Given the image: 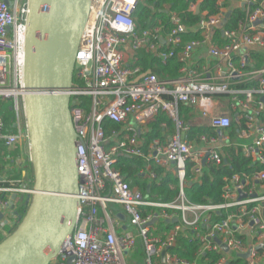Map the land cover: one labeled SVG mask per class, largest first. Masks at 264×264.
<instances>
[{"label": "built area", "instance_id": "built-area-1", "mask_svg": "<svg viewBox=\"0 0 264 264\" xmlns=\"http://www.w3.org/2000/svg\"><path fill=\"white\" fill-rule=\"evenodd\" d=\"M140 1L92 0V20L77 51L71 91L80 177L77 225L50 264H68L70 259L72 264H126L137 238L145 246L146 264H154L155 258L163 264H188L172 255L163 258L185 232L190 242L200 245L199 254H220L217 264H229L228 253L264 258V195L258 192L264 186V170L226 178L220 204H195L185 193L209 167L222 165L228 149L264 167V66L258 67V56L264 60V0H217L219 13L202 17L195 26H186L180 14L171 11L165 34L162 26L137 28L134 13ZM12 2L11 8L0 0V169L4 149L18 151L20 157L11 162L7 156L16 166L11 168L15 180L0 171V214L5 218L0 221V242L11 225L9 217L16 216L15 205L35 193L23 150L28 143L30 151L24 106L29 0ZM225 4L245 11L235 30L225 27L231 12ZM198 9L193 4L188 11L198 14ZM190 33L199 37L185 43L183 37ZM215 35L220 46L213 41ZM197 49L205 50L206 61L194 63ZM138 54L164 64L176 59L179 77L161 80L151 73L131 82L142 72L132 66ZM82 98H89L88 107ZM8 102L14 113L10 131L3 117ZM182 105L199 111L208 133L192 136ZM160 114L174 124L176 133L168 142L154 139L146 145L145 128ZM107 121L117 127L108 131ZM123 157L142 160L151 181L158 179L157 168L172 171L179 180L178 196L160 202L150 183L133 187L116 168ZM160 220L174 224L165 239L155 235ZM247 230L250 243L244 238Z\"/></svg>", "mask_w": 264, "mask_h": 264}, {"label": "water", "instance_id": "water-1", "mask_svg": "<svg viewBox=\"0 0 264 264\" xmlns=\"http://www.w3.org/2000/svg\"><path fill=\"white\" fill-rule=\"evenodd\" d=\"M91 6L92 0H29L24 106L35 193L24 216L15 212L16 230L0 242V264H50L76 228L80 177L71 91Z\"/></svg>", "mask_w": 264, "mask_h": 264}, {"label": "trees", "instance_id": "trees-1", "mask_svg": "<svg viewBox=\"0 0 264 264\" xmlns=\"http://www.w3.org/2000/svg\"><path fill=\"white\" fill-rule=\"evenodd\" d=\"M193 4H198L199 13L189 12V7ZM231 11V16L226 24V28L229 30H235L238 28L239 22L244 19L245 11L243 8H231L228 4H225ZM231 5V4H230ZM169 8V10H168ZM173 11L179 13L183 23L186 26H195L200 22L202 17L214 16L219 13L217 6V0H141L138 4L136 12L134 13V19L139 30L153 29L157 26H162L164 28L163 34L168 32L171 27L169 13ZM199 33L197 34H186L183 39L184 42H189L195 39H198ZM154 58V57H153ZM151 58L146 54H138L137 57L133 60L132 66H139L142 69L141 74L132 79L131 82H140L144 76L147 74L154 73L161 80H175L179 77V70L181 64L176 59H170L166 64L162 63L157 58ZM260 61H262V58ZM85 106L88 107L90 102L89 98H82ZM9 106H6L8 105ZM3 105L4 111V120L6 123V128L10 131L12 130V124L14 121V113L11 110V104L8 103ZM191 112L190 108L182 105L181 114L188 118V114ZM167 121L166 115L160 114L156 122L151 124L153 133L150 136H147V141H151L154 138L161 137V124ZM116 124L107 121L105 122V128L109 131L115 129ZM209 129L202 128H193L191 134L193 137H196L203 133H208ZM164 138H162V141ZM4 155L1 156L3 163L9 162L8 155L11 156V159L14 161L16 159L13 156L15 151L8 153L6 149ZM15 157V158H14ZM122 159V158H121ZM227 161L225 164L224 161ZM222 165L218 167L211 166L209 167L201 177L199 182H194L192 185H188L185 193L190 202L195 204H220L222 200V191L225 185L224 180L226 178H231L235 174H242L244 172L251 174L255 171L264 170V167H259L253 165L248 159H246L240 151L235 149H228L226 151V157L224 158ZM3 164V166H4ZM29 171V185L34 186V174L33 167L29 161L26 164ZM142 162L136 159H127L124 158L118 162L116 168L125 176H127L128 181L132 185H137L139 183L138 178L139 170L142 167ZM1 167L0 171L5 172L6 169ZM156 173L158 175L157 182H154L151 191L152 195L160 202H170L174 200L179 194V180L174 173L164 172L163 168H157ZM9 173V171H7ZM10 180H15L17 173L8 174ZM190 179V176L188 174ZM188 179V178H187ZM110 187H107V190ZM108 192V191H107ZM27 200L18 202L15 205V211L19 215L24 216L27 212ZM15 227V226H14ZM15 228L6 227L9 231V235L13 233ZM199 245L197 243H190L187 238H181L178 240V245L174 248H170L168 252H171L174 255H177L181 259L187 261H193L195 259L196 253L198 252ZM203 259L208 258L209 261L206 264H216L219 260V256L214 253L207 254Z\"/></svg>", "mask_w": 264, "mask_h": 264}, {"label": "crops", "instance_id": "crops-1", "mask_svg": "<svg viewBox=\"0 0 264 264\" xmlns=\"http://www.w3.org/2000/svg\"><path fill=\"white\" fill-rule=\"evenodd\" d=\"M213 41L218 46H220L222 44V42L217 39V35H215L213 37ZM207 59L208 58H207V55H206L204 49H197V50H195L194 59H193L194 60V63H196L198 61L204 62ZM208 62L211 63L210 60H208ZM212 64H214V62H212ZM262 66H264V60H262L258 64V67H262ZM190 110H191V112L188 114V118L187 119L185 118V116L183 114H181V115L185 119V121H187V123H189L191 125L192 129L193 128L206 127L208 122L206 120H204V119L201 118L199 111L198 110H195V109H193V110L190 109ZM226 110H227V108L225 106L224 107V112H226ZM154 122H156V121H154ZM154 122H151L145 128V133L143 135V139H144L146 145L148 144V141L146 139L147 136H150L153 133V130L151 129L152 128L151 124H153ZM164 124H166V127L163 126ZM160 131H161V137H157V138H154V139H160L162 141V138H164V140L162 141L163 143L168 142L170 140V138L176 133V129H175L174 124L172 122H170L168 120V118H167V121H165V122H163L161 124V130ZM13 154H14L13 156H15L16 159L18 157H20L18 151H15V153H13ZM23 158H24V155H23ZM124 158H127V159H135V158H131V157H124ZM122 159H120V160H122ZM120 160L118 162H120ZM136 160H140V159H136ZM140 161L142 162L143 165H142V167L139 170V175H140V177L138 178L139 183L137 185H132V186L134 187V186L142 185V188H144V187H146V185L148 183H150L151 185H153V183L154 182H157V180L156 181H151V180L148 179L147 171L144 168V162L142 160H140ZM11 162H14V161H11ZM11 162L9 161V162H7V163L4 164L3 161H1L2 166L4 164L3 167L6 169V171L4 173L1 172V176L2 177L5 176V177H8L9 178V175L8 174L11 173V168L12 167H15L16 168V166L12 165ZM7 171H9V173H7ZM164 172H165V170H164ZM168 172L173 173L172 171H168ZM125 177L127 178V176H125ZM258 192H259L260 195H264V186L262 187V189L258 187ZM116 209L121 210V208H116ZM262 219L264 221V216H262ZM4 220H5V218L3 216L2 219H1V221L3 222ZM9 220H10V223H11V225L9 227L10 228H15L16 225L18 224V218H17V216L12 215V217H9ZM175 223H177V222H175ZM173 228H174V224L173 223H170L169 224V223H167V222H165L163 220H160V221H158V223L156 225L155 235L161 237L162 239H165L166 236H167V234H168V232H170ZM5 231H6V236L1 237V240L2 241L9 236V231H7L6 227H5ZM189 234H190L189 232L180 233V235L177 238V241H176L175 245L173 246V248L178 245V240H180L181 238H187L188 239ZM244 238L247 241V243H250V237L248 235V230L245 233ZM137 242H138V240H137ZM190 243H197V242H190ZM136 246H137V244H136ZM136 246H135V248H136ZM199 248H200V245H199ZM168 250H167V253H165L166 255H170V256L172 255V257H173L174 260L185 261L188 264H206L209 261V259L206 258L205 259V263L202 262L203 259L205 258L203 256H207V254H210V253L199 254L198 253L199 252V249H198V252L196 253L195 259L193 261H187L185 259H181L177 255H174L171 252H168ZM135 253H136V249H134L133 251H131L128 254H126V264H146V262H145L146 261V249H145L144 244H143V252H142V255H143V261L142 262H140V263H135L134 262V254ZM214 254H217L219 257H221V255L218 254V253H214ZM247 256L241 257V256H237L235 254L234 255H230L229 253L227 254L229 264H264V258H258L256 260H250L249 259V256L248 257ZM154 264H163V260L160 259V258H157V259L155 258L154 259Z\"/></svg>", "mask_w": 264, "mask_h": 264}, {"label": "rangeland", "instance_id": "rangeland-1", "mask_svg": "<svg viewBox=\"0 0 264 264\" xmlns=\"http://www.w3.org/2000/svg\"><path fill=\"white\" fill-rule=\"evenodd\" d=\"M8 103H10V102H8ZM8 103H6V104H8ZM6 106H9V104L6 105ZM23 150H24V153L27 154V161H29L30 151H29L28 143H25V146L23 147ZM31 199H32V197H24L23 201L27 200V203H28V202H31ZM27 209H28V205H27ZM137 240H138V242H137V246L135 248L136 249V253L134 254V262L135 263H140V262L143 261V255H142L143 242H142V240L140 238H137Z\"/></svg>", "mask_w": 264, "mask_h": 264}, {"label": "bare ground", "instance_id": "bare-ground-1", "mask_svg": "<svg viewBox=\"0 0 264 264\" xmlns=\"http://www.w3.org/2000/svg\"><path fill=\"white\" fill-rule=\"evenodd\" d=\"M91 20H92V14H90V17L88 19V22H87V25H86V28H85L86 30L90 26Z\"/></svg>", "mask_w": 264, "mask_h": 264}]
</instances>
